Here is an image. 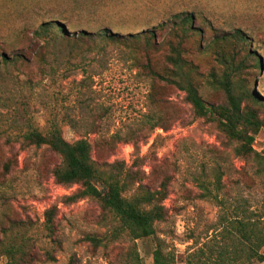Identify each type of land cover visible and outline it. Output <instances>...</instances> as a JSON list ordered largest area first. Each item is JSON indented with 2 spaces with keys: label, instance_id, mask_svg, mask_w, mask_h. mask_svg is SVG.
Wrapping results in <instances>:
<instances>
[{
  "label": "rangeland",
  "instance_id": "374dc122",
  "mask_svg": "<svg viewBox=\"0 0 264 264\" xmlns=\"http://www.w3.org/2000/svg\"><path fill=\"white\" fill-rule=\"evenodd\" d=\"M183 13L200 34L184 30ZM50 18L64 25L66 39L40 37L29 64L0 66V264L8 261L2 252L11 244L29 251L25 264L130 263L127 238L100 246L86 240L118 222L95 198L67 199L79 186L56 180L62 157L49 146L21 141L31 126L46 132L56 124L68 142L89 139L99 168L127 170L137 184L158 188L168 180L167 220L157 224L154 237L136 242L144 264H153L159 241L174 255L172 264H186L212 241L222 214L237 207L248 216L264 214V175L254 157L236 155L237 143L213 118L197 116L171 80L180 66L212 104L227 102L228 80L239 95L254 81L264 87V0H9L0 5V41L12 42ZM102 29L120 38L101 40ZM236 30L247 36L244 44L228 37ZM82 31L96 40L82 38ZM248 51L261 58V67ZM244 103L264 121V106ZM144 135L140 143L124 140ZM253 148L264 151V125ZM51 209L53 232L46 223Z\"/></svg>",
  "mask_w": 264,
  "mask_h": 264
},
{
  "label": "trees",
  "instance_id": "16d2710c",
  "mask_svg": "<svg viewBox=\"0 0 264 264\" xmlns=\"http://www.w3.org/2000/svg\"><path fill=\"white\" fill-rule=\"evenodd\" d=\"M27 6L23 5L22 8L28 11ZM38 7L42 8L40 3ZM180 21L186 32L200 34L203 31L201 28L193 27L192 16L188 13H183ZM64 29V25L60 24L57 19L50 18L42 21L37 28L31 31L25 28L12 42L0 41V66L29 64L39 50L38 38L61 37L66 39L67 34ZM146 34V42L151 45L154 35L151 31ZM129 36L140 38L144 35L131 34ZM81 37L90 40L93 37L96 40L93 33L84 31L81 32ZM228 37L235 43L241 41V44L247 40V36L240 30H236L231 37L229 35ZM119 38V34L110 29H102L99 35L101 40L113 41ZM22 44H28V46L24 47ZM248 53L254 57L255 65L261 67L263 64L261 58L256 57L252 51ZM175 62H178V57L175 58ZM180 72L181 68L177 66L175 79L171 80L186 93V99L195 114L199 117H211L217 121L225 136L231 142L237 143L234 148L236 155L245 158L254 157L259 167L258 172L264 175V151L258 153L253 148L255 133L264 125V121L257 110L244 103L245 99H248L264 106V87L254 81L253 89L248 88L244 95H239L228 80L223 86L227 102L212 104L206 102L196 84L186 79ZM150 116L151 121L154 117ZM155 122L150 125L149 130L155 129L157 126ZM20 136L25 145H47L62 157V163L56 165L53 171L56 180L65 185L77 184L79 186L77 191L67 198L69 201L86 197L95 198L115 216L118 223L107 234L87 235L86 240L95 246H100L105 245L106 240L112 242L127 238L132 242L127 252L129 264H144L136 242L138 239L154 237L157 224L167 220L168 213L164 201L168 194V180L164 179L158 188H150L142 183L137 184L138 181L134 179L135 174L127 170H124L126 173L121 170L117 173L103 170L96 165L93 159L92 143L89 139L80 138L74 142H68L63 138L62 131L56 124L46 132L31 126ZM116 136L117 133L110 137L115 138ZM147 137V135L128 136L124 140L132 139L133 142L140 143ZM4 169L6 172L10 170L9 162L5 163ZM131 188H134V191L129 195ZM212 195L213 200L224 208V200L215 193ZM226 214H222L220 227L214 231L212 241L205 243L207 245L205 249L200 247L192 252L186 264H264V253L261 251L264 248V214L255 217L252 213L248 216L246 211L240 210L239 207L234 209L232 215L227 216ZM54 217V209L47 211L46 223L50 232H53ZM2 254L8 258L5 264H25L32 258L24 244L6 246ZM47 256L49 259H54L49 252ZM173 262L174 255L165 251L162 242L159 241L153 251V264H172Z\"/></svg>",
  "mask_w": 264,
  "mask_h": 264
},
{
  "label": "crops",
  "instance_id": "0c3cea01",
  "mask_svg": "<svg viewBox=\"0 0 264 264\" xmlns=\"http://www.w3.org/2000/svg\"><path fill=\"white\" fill-rule=\"evenodd\" d=\"M6 1H9V0H0V5H1L3 2H6Z\"/></svg>",
  "mask_w": 264,
  "mask_h": 264
}]
</instances>
